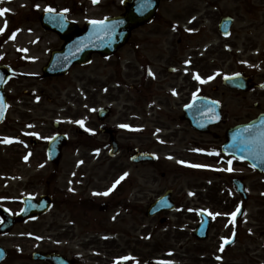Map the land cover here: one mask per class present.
Here are the masks:
<instances>
[{
    "label": "rangeland",
    "instance_id": "obj_1",
    "mask_svg": "<svg viewBox=\"0 0 264 264\" xmlns=\"http://www.w3.org/2000/svg\"><path fill=\"white\" fill-rule=\"evenodd\" d=\"M105 1L100 0L102 3L95 6L93 0L90 2L86 0H19L18 2L10 0V5L3 3L4 0H0V9H5L4 6H6L12 10L11 14L0 16V29H3V32H0V64H10L18 71V74L15 72V79L9 82L6 92L12 98L13 109L18 110L16 117L19 116V113H33L34 116L39 117V128L42 130L32 131L30 136L47 139L54 133L53 120L63 121L64 127L69 129L75 123H83L84 115H87L89 110L92 112L93 119L97 121L95 112L109 103L105 97L106 91L102 86L106 81L104 76L106 68L102 64L103 61L99 59H96L90 68L75 69L67 77H46L44 75L42 67L51 56V50L61 47L60 44L63 42L55 32L42 26L39 16L50 5L56 9H62L64 5L69 8L75 7L78 13L83 12V9L80 10V8H84L86 15H82L81 22L78 18V21L83 24L89 17L101 16L104 10L105 12L106 10L110 11V14L116 13V9L111 7V4H107L103 8ZM114 1L119 3L120 0ZM169 9L172 14H176L177 11H181L179 12L181 14L185 11L182 19L188 18L195 21L199 33L188 37L186 43L200 45L206 60L210 61L214 53L215 63L219 64L222 75L242 71L252 75L256 82L264 83V0H176L169 4ZM224 15H232L235 18V24L229 37H224L218 29V24ZM36 27L39 28L38 31L33 32ZM18 28L19 32L26 31L35 36L42 35L40 39H37L38 37L33 39L34 47L43 42L44 36L53 35L56 39L54 44L46 47L42 61L38 64L25 66L20 60L21 54L16 53L20 47L26 48L20 45L23 39L33 36L24 33L20 35L17 43L12 44V36ZM47 40L45 38L44 41ZM21 72L32 74L34 77H24ZM89 78L92 79L91 82L88 80ZM38 97L39 101H37ZM87 97L92 98L91 107L86 102ZM220 100L224 103L226 113L223 125L216 129L221 135L224 134L223 129L228 125L247 121L264 112V90L257 92L235 91L230 95H221ZM113 105L116 115L121 113L119 103L114 102ZM67 110L82 113L83 116L77 119L70 118L69 114L63 113ZM52 113L57 114L52 115ZM82 127L85 126L82 125ZM46 132H48L47 135ZM69 132L75 138L74 143L68 147L65 153L59 167L58 183L54 185L53 182L47 183L48 175L54 172L53 166L47 164L42 167L39 166L38 161L29 162L30 153L27 154L24 148L8 142L16 134L10 129L8 122L6 121L0 126V203L18 208L19 199L28 192L27 190H36L41 193L50 189L57 194L60 201L75 198L70 194H65L66 183L70 184L72 181L70 175L73 167L75 174H80L79 171L84 173V166L80 167V164L86 162L87 156H89V146L77 144L78 139H85L84 136L80 137L77 132L75 134L72 130ZM101 138L102 136H98L97 139L93 137L92 147L98 146ZM214 138V136L205 137V146L211 142L212 147L203 150V166H199L203 172L197 173L195 170L179 179V184L176 186L178 208L175 212L168 213L170 221L165 224H160L159 219H149L145 215L146 210H140L139 214H135L131 210L129 212L125 203L130 198L124 195L117 194L106 199L102 198V188L109 186L111 180L117 178L119 171L116 170L124 168L118 164L112 167V161L116 159L108 156L111 161H107L105 151L100 153V157L99 155L93 156V158L90 156L86 168L91 171L89 175L93 179L91 188H100L97 193L95 192L96 195L93 194V199L98 205L107 203L109 209L106 213H101V211L96 213L99 218L98 225H89L88 232L92 240L84 244L81 236L77 237L70 243V249H74L76 253L84 254L81 259L89 264H99L95 261L96 253H98L96 249L102 251L104 264L112 263L110 261L115 256L124 255L126 252L133 254L136 251L146 255L152 251L154 257L162 255L164 264H230L231 253H241L231 247L221 251V245L230 233L231 212L241 201L233 190L232 177L243 175L252 197L258 198V201L251 200L249 203L262 205L258 195L262 184H264V176L241 163L235 167L234 175L230 171L228 172L227 168L229 169L231 164L226 163V160L219 156L218 160V145ZM21 141V145L35 151V158L38 156L39 150L43 159L46 157L43 147L37 146V149L29 139H21ZM73 163L75 166H72ZM109 169L112 171L110 172ZM132 172L134 175H138L136 171ZM101 179L102 181H100ZM159 181L164 186L168 185V178L161 179L159 177ZM153 199L144 198L142 205L145 209V205ZM200 209L207 210L214 219L210 236L205 241H199L193 235L199 222L197 211ZM102 218L105 219V222ZM134 226L139 228L135 234L133 233ZM81 231V228L77 226L75 232L80 233ZM151 232L153 238L150 243H147L145 238ZM19 233L37 234V226L24 229L19 227L12 235L15 237ZM100 234H102L101 237ZM133 235L134 238H132ZM140 235L141 237H139ZM138 237L140 243L137 244Z\"/></svg>",
    "mask_w": 264,
    "mask_h": 264
},
{
    "label": "flooded vegetation",
    "instance_id": "obj_2",
    "mask_svg": "<svg viewBox=\"0 0 264 264\" xmlns=\"http://www.w3.org/2000/svg\"><path fill=\"white\" fill-rule=\"evenodd\" d=\"M170 2L161 0L158 12L153 19L135 27L127 42L112 55L94 54L89 64L74 65L67 75L55 76L67 77L75 69L90 68L96 59L103 61L102 64L106 68L104 72L106 81L102 86L106 91L105 97L109 101L105 107L110 108V113H101V119L96 114L97 121L94 120L92 112L89 110L88 114L84 115L83 123H75L74 126L67 129L64 127L63 121L60 122L55 119L52 122L54 133L51 137L47 139L36 136L30 137L29 134L32 131L42 130L39 128V117L34 116L33 113H19V116L16 117L18 110L13 109L12 98L8 97L10 105L7 122L10 129L16 132L13 135L14 145L23 148L24 145H21L19 141L29 139L36 148L37 146L43 147L46 156L43 159L39 150L38 156L35 158V151L33 150L31 157H28L29 162L38 161L39 166L42 167L50 164L45 152V147L47 148L49 141L59 134L68 135L69 142L64 147L65 154L75 139L69 130L75 134L77 132L78 136L85 138L78 139L77 144L89 146V156H87L86 161L90 160V156L91 158L98 155L100 157V153L105 151L107 161H111L108 156L116 159L112 161V167L118 164L124 168L116 170L119 172L115 179L119 183L113 192L130 198L127 201V206L135 214H139L140 210H145L144 205H142L144 198H154L145 205L148 208L154 200L167 191H171L172 196H176V186L179 184V179L189 172L195 171L192 165H202L203 149L212 147L211 142L205 146V137H215L220 155L221 145L225 141V133L232 126L231 124L224 128L223 135L216 131L223 123L211 127L208 133H203L192 127L190 122L185 119L186 107L194 100L204 98L220 100L221 95H230L235 90L230 91L222 86L221 69L219 64L215 63L214 53L210 61L206 60L200 45L186 43L188 37L192 36L185 29L188 20L182 19L184 15L180 13L172 14L169 9ZM94 4L99 5L100 3L95 1ZM107 4H111V7L116 9V13L110 14V11L106 10L105 12L104 10L99 18L106 19L125 14L124 0H121L120 3L105 2L103 8ZM63 7L70 20L81 27L84 26L87 20L83 24L80 22L82 15H86V9L80 8V10L83 9V12L78 13L75 7L69 8L65 5ZM195 26H197L196 23L192 27ZM60 38L62 39L61 36ZM88 80L92 81L91 78ZM111 84L113 86H110ZM86 99L87 104L91 107L92 98L87 97ZM37 101H39V97ZM114 102H118L121 107V113L117 115L111 105ZM63 113L69 114L68 117L73 119L83 116L82 113H75L70 110ZM55 114L57 113H52V115ZM82 125L85 127L83 128ZM47 134L48 132H46ZM98 136H102L100 144L92 147L91 140L93 137L97 139ZM115 146L119 151L117 156L112 154ZM138 151L155 153L158 158L136 163L131 159V156ZM229 157L236 160L234 156ZM63 159L64 157L57 165L52 164L54 172L49 174L47 178L49 182L53 176L54 180H57L56 173H59ZM72 166H75V163ZM109 170L112 171V169ZM133 170L138 175H134ZM199 172L200 170L197 169V173ZM79 177H82L80 180L91 190L93 179L88 175H79ZM159 177L161 179L168 178V185L164 186L159 181ZM243 178L246 180L245 177ZM74 186L77 187V184ZM27 191H29L28 194L35 195L36 190ZM258 197L261 199L262 205L250 204L251 200L253 202L258 201V198L256 199L250 194L246 201L243 217L233 225L232 235H235V243L232 249L241 253H231L230 264H264V184H262ZM175 202L177 201L175 200ZM62 213L63 207L56 205L51 211L42 215L39 218L42 223L39 225V235L35 238L27 237L24 234L11 237L12 232L0 235V246L8 251L7 255L5 254L0 260V264H53L50 260H35V251L58 252L68 260L69 264L73 260H76V264H89L87 261L83 262L67 246L62 247L63 239L75 238L71 232L73 223L67 215ZM158 218L161 217L152 219ZM36 222L37 220H34L33 224ZM29 223L17 224L14 229L27 226ZM65 228L68 230L63 232ZM134 228L133 233L135 234L139 228L137 226ZM144 229L147 228L144 227ZM134 237L133 235L132 238ZM152 238L148 237L146 242L150 243ZM136 243H140L139 237ZM33 245L36 247L32 249ZM131 257L134 264H147L148 261L155 259L152 251L147 255L136 251V253L131 254ZM95 261L104 264L101 256H97ZM129 261L126 260V262Z\"/></svg>",
    "mask_w": 264,
    "mask_h": 264
},
{
    "label": "water",
    "instance_id": "obj_3",
    "mask_svg": "<svg viewBox=\"0 0 264 264\" xmlns=\"http://www.w3.org/2000/svg\"><path fill=\"white\" fill-rule=\"evenodd\" d=\"M137 1L140 0H130L127 3L128 13L124 17L126 21V36L129 35L130 28L137 23H143L148 20H151L155 12V5H157L158 0H155L154 3L147 4L144 6L147 8L146 11H135V6ZM135 4V5H134ZM143 6V5H142ZM51 14V13H50ZM46 14L43 17L44 24L51 29L57 30L62 34L67 40L66 45L60 51H55L52 55L50 63L45 68L46 74H62L68 71V68L74 62H85L87 55L95 51L109 52L116 48L118 45L114 43L110 36H101L99 38H94L91 35L85 34L93 30H97V26L89 25V27L81 32L73 25H69L63 18L61 14ZM49 15V16H48ZM233 20L230 17L223 18V21L220 25V28L224 34H229L230 28L232 26ZM96 24V23H95ZM97 39V40H96ZM81 57H83L81 59ZM8 69L0 67V123L4 120V116L7 109L6 97L4 92V85L8 78ZM248 78L238 75L230 77L226 80V84L231 87H242L246 84ZM203 110L205 113H194L193 114V123L195 126H204L211 122L210 117L213 119H219L220 110L218 106H213V104L204 101ZM208 118V119H207ZM264 115L261 116L258 120L232 128L228 133V142L224 145V151L226 153L234 152L238 155L247 153L248 157L253 156V162L255 165L260 166L262 171L264 170V161H261L257 158L259 155L264 153ZM57 140V139H56ZM59 141L55 142V145L51 148L50 155L55 158H59L61 152V144ZM240 188V187H239ZM163 200L158 204V209L163 208ZM10 222V220L8 219ZM209 221H204L202 225L196 231V234L200 238H205L207 236V231L209 228Z\"/></svg>",
    "mask_w": 264,
    "mask_h": 264
},
{
    "label": "bare ground",
    "instance_id": "obj_4",
    "mask_svg": "<svg viewBox=\"0 0 264 264\" xmlns=\"http://www.w3.org/2000/svg\"><path fill=\"white\" fill-rule=\"evenodd\" d=\"M19 0H15V2H17ZM5 3L9 4V0H4ZM38 27H36V29H34L33 32L38 31ZM24 34V32H21L18 34V36ZM27 35H33V34H29L27 33ZM39 37V39L42 37V35H37ZM41 36V37H40ZM52 36V37H51ZM50 37L48 36H44L43 37V42L35 45V47L33 46V39H35V35H33L32 37H26L23 39V41L20 43L21 46H25L26 49L24 50V53H26V56L32 59L33 64H38V62L42 61V56L43 53L46 49V47H48L50 44H54L56 39L54 38L53 35H51ZM45 38H47V41H44ZM12 43V42H11ZM11 43L9 44V46L11 45ZM21 50V49H18Z\"/></svg>",
    "mask_w": 264,
    "mask_h": 264
},
{
    "label": "snow or ice",
    "instance_id": "obj_5",
    "mask_svg": "<svg viewBox=\"0 0 264 264\" xmlns=\"http://www.w3.org/2000/svg\"><path fill=\"white\" fill-rule=\"evenodd\" d=\"M95 2V0H94ZM9 11L8 9H0V16H2L5 12ZM46 11L48 12H51L53 11L52 9H46ZM93 23H103L102 21L101 22H93ZM6 27V25H5ZM0 32H3V29H0ZM197 79H199V77H197ZM264 135V134H262ZM229 164H231V161L228 162ZM192 167H198V165H192ZM229 171H231V168L228 169ZM117 183H119V181H117ZM115 187V185H113V188ZM111 191V190H110ZM101 195H108L107 192L105 193H102ZM233 216H235V214H233ZM230 241H225V243H229ZM223 250V245H221V251Z\"/></svg>",
    "mask_w": 264,
    "mask_h": 264
}]
</instances>
